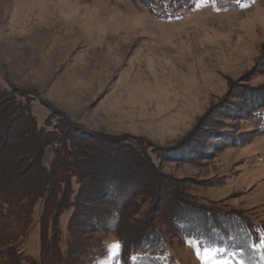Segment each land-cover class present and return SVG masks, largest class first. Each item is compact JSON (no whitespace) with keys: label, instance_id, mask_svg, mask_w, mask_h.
Returning a JSON list of instances; mask_svg holds the SVG:
<instances>
[{"label":"rangeland","instance_id":"374dc122","mask_svg":"<svg viewBox=\"0 0 264 264\" xmlns=\"http://www.w3.org/2000/svg\"><path fill=\"white\" fill-rule=\"evenodd\" d=\"M9 84L34 91L87 130L170 148L214 110L189 141L196 158L161 161L159 169L192 200L252 227V246L243 224L244 250L229 255L224 244L215 260L264 263L257 247L264 237V117L252 115L264 113V0H0V87ZM29 104L38 123L50 114L38 99ZM70 213L61 216L53 250L42 247L34 227L20 247L26 258L116 264L109 247L118 231L85 228L71 237ZM218 225V233L231 232ZM204 246L171 238L163 259L201 264L196 249Z\"/></svg>","mask_w":264,"mask_h":264},{"label":"trees","instance_id":"16d2710c","mask_svg":"<svg viewBox=\"0 0 264 264\" xmlns=\"http://www.w3.org/2000/svg\"><path fill=\"white\" fill-rule=\"evenodd\" d=\"M34 99L50 112L42 123L30 108ZM261 109L252 115L264 117ZM213 112H207L192 136L170 148L87 130L34 91L12 84L0 87V264H33L20 247L35 226L42 247L48 243L53 250L67 211L71 237L85 228L100 235L118 231L121 264H170L163 258L171 238H194L210 247L226 244L238 255L248 242L243 224L252 246V227L245 220L192 200L181 183L159 169L161 161L196 158L199 149L189 141L205 130L204 120ZM73 184L78 185L76 192ZM221 223L231 232L215 231ZM133 234L130 240L127 235ZM52 257L44 263H53Z\"/></svg>","mask_w":264,"mask_h":264},{"label":"snow or ice","instance_id":"6c2138e0","mask_svg":"<svg viewBox=\"0 0 264 264\" xmlns=\"http://www.w3.org/2000/svg\"><path fill=\"white\" fill-rule=\"evenodd\" d=\"M259 248H264V237L261 238V243L257 245ZM121 244L119 242L112 243L109 247L110 259L115 260L116 264H120L118 259L120 256ZM222 248H214L204 246L202 249H196V256L200 259L201 264H208L209 260L212 261V264H230V261H218L214 259L216 252H223ZM229 255H236V253H229ZM133 259H136L135 257Z\"/></svg>","mask_w":264,"mask_h":264}]
</instances>
